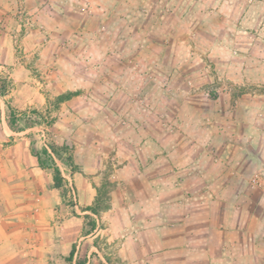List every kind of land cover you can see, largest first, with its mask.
<instances>
[{"label":"rangeland","instance_id":"1","mask_svg":"<svg viewBox=\"0 0 264 264\" xmlns=\"http://www.w3.org/2000/svg\"><path fill=\"white\" fill-rule=\"evenodd\" d=\"M60 1L20 13L23 27L17 15L0 46V77L12 81L0 96V191L20 194L21 211L33 212L30 240L68 239L75 254L82 237L97 234L89 264H126L120 240L106 237L116 204L120 225L126 201L134 212L143 205L144 215L161 205L149 191L142 202L136 188L144 182L132 179L138 167L159 172L155 183L172 211L166 225L211 223L200 234L208 237V251L196 254L202 264L222 248L213 238H229V264H264V242L252 246L264 239V85L250 82L264 80V31L249 33L260 22L239 19L236 0ZM6 101L51 113L54 122L14 131ZM33 137L72 146L77 171L57 160L65 196L32 154ZM99 189L110 208L95 215L84 208ZM87 255L64 258L85 264Z\"/></svg>","mask_w":264,"mask_h":264},{"label":"crops","instance_id":"2","mask_svg":"<svg viewBox=\"0 0 264 264\" xmlns=\"http://www.w3.org/2000/svg\"><path fill=\"white\" fill-rule=\"evenodd\" d=\"M75 1L76 3L80 2V0ZM231 1L227 0L228 3ZM236 1L239 19H242L244 22L251 18L256 20V22H260V26H255L253 29H249V33H252V36H255L256 33L262 35L264 31V29H262V25L264 24V0ZM54 2L61 1L0 0V42L3 44H0V46L5 48L6 42L4 43V39H7L8 43L9 37L14 33L15 26L12 23L16 20L17 15V20L20 21V26L23 27V19L22 15L19 16L20 13L27 10L29 11L27 13L36 15L39 8L43 9L44 6L50 7ZM21 29L22 28H18L17 31H21ZM246 31H242V33L245 34ZM242 70H244V68ZM250 82L264 85V80H260V82L250 80ZM238 99H240V97H238ZM195 163L197 164L198 162ZM195 163L193 162L192 165ZM138 178H141V182H144V186L141 185L136 188L139 192L138 195H141L142 197V202H145L148 198L146 196V191H149L153 194L150 197L161 200V205H158L156 212L154 211L148 215H144L139 213L138 210L139 208L142 209L143 205L138 206L136 204L137 208L136 212H134L132 209L133 204L130 205L126 201L124 208L129 206L128 212L130 211V213L127 214L128 212H125L123 217L124 224L120 225L117 220L118 217L122 220V216H117L116 213L119 211L121 215H123L124 210L123 206L122 208L120 207L121 202H118V204H116V213L114 212L113 215L114 218H111L107 223V241L111 243L118 239L120 240V250L123 255L122 261L125 260L126 264H202L200 260H197L198 256L196 254L208 251L206 248H201L203 244H207L205 241H207L208 237L201 236L200 234H207V230L210 229L209 225H211V223L207 220L197 224H190V222L186 221H177V223H174L173 226L166 225L163 216L170 215L172 211H167V213H170L166 214V209L163 206V189L160 190L159 185L155 183L161 179L159 172L149 175L140 172L137 167L132 179L136 180ZM176 180H178V178ZM148 182L152 184H148ZM2 193L3 192L0 191V264H23L31 260H34L35 264H68L64 257L69 256L72 252V250H70V253L68 254L67 250L70 249L69 245L72 246L73 243L69 244L68 239H66L62 245L52 243L51 241H44L36 243L35 245V243L30 240V236H27L31 235V230L33 228V226H30L33 212L29 210L21 211L20 194H15L12 191L10 195L6 197ZM205 197L206 196H204V198ZM94 198L95 195H93L91 203ZM208 199L210 198L208 197ZM204 204L208 205V201H205ZM25 207L30 208V206ZM180 212L181 209H178V211L174 212V215H178L177 213ZM134 213L136 214L134 215ZM144 217L148 218V220L144 219ZM134 219H137V221H134ZM21 221H26L27 226L22 228L20 226ZM221 226L226 228L229 224H221ZM82 227L83 224H80L76 230L80 231ZM91 235L92 233H89L85 237L81 238L84 239L83 243H80L82 245L81 252H75L74 257H82V255H86L88 252L87 258H90L92 250L88 249V246L92 240L97 237V234L92 238H89ZM21 236L23 237L21 238ZM226 241H229V238L224 241H222L221 238L219 240L217 238H213L211 246L217 243L218 249L220 246H222V248H220V251L217 253H214L211 248V251H209L205 256L204 264H219V262H221V264H229L234 261L233 256H227V247L224 246V243L227 245ZM263 242L264 239L262 237H255L253 238L252 246L256 250V246L261 245ZM93 248L97 249L95 245ZM199 255L201 256V254ZM89 263L90 259L85 264Z\"/></svg>","mask_w":264,"mask_h":264},{"label":"trees","instance_id":"3","mask_svg":"<svg viewBox=\"0 0 264 264\" xmlns=\"http://www.w3.org/2000/svg\"><path fill=\"white\" fill-rule=\"evenodd\" d=\"M11 83L12 81L9 78L0 77V96L5 97L7 95L9 85H11ZM62 98L63 96H60V99ZM6 104L8 106V123L14 131H24L27 128L35 127L37 124L41 125V120L46 121L48 124H52L54 122L55 118H53L52 114L49 112V114L45 116V113L38 109L19 110L10 102L6 101ZM30 113H32V115ZM31 150L32 154L36 157L38 164L42 168L50 170L52 173L53 187L59 190L60 193L65 196L68 192V187L66 184V178L57 160L63 161L71 169V172L77 171L79 166L75 162L72 146L68 143L60 145L50 140L44 144H40L38 139L33 137L31 142ZM109 208L110 203L108 202V193L99 189L94 203L84 208V210L91 212L92 214L99 215L101 211L107 210ZM95 226L96 224L94 223L93 229ZM74 251L75 250L73 249L71 256L68 258V261L70 262L73 260Z\"/></svg>","mask_w":264,"mask_h":264}]
</instances>
